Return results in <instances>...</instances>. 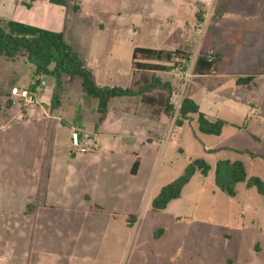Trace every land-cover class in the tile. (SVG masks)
<instances>
[{"label": "rangeland", "instance_id": "rangeland-1", "mask_svg": "<svg viewBox=\"0 0 264 264\" xmlns=\"http://www.w3.org/2000/svg\"><path fill=\"white\" fill-rule=\"evenodd\" d=\"M79 2L71 1L70 10ZM121 4L99 0V17L90 16L89 25L102 18L108 29L91 34L88 67L100 85L138 88L154 77L170 81L171 92L160 87L151 94L169 97L175 110L152 115L140 99L116 97L100 126L99 147L93 132L95 145L80 152L72 146V131L85 137L81 127L93 130L98 99L86 94L79 79L57 90L52 77L35 78L25 56L0 55V264H264V195L240 182L237 194L229 196L214 178L216 162L224 158L242 160L248 176L264 175V0H228L221 6L235 11L228 25L245 29L239 55L233 58V48L227 50L221 81L195 73L200 48L186 50L187 61L181 56L167 61L168 71L133 67L135 47L169 49L173 39L155 28L110 32V7ZM249 23L258 24L257 42ZM118 66L134 68L132 75L110 76ZM250 75L249 85L235 82ZM33 80L41 87L38 101L25 105L12 88L31 89ZM212 91L225 98L220 117L228 122L222 133L200 132L197 114L178 126L183 99L201 101ZM54 93L60 97L57 108ZM134 109L139 125L130 124ZM136 157L141 164L132 174ZM198 157L211 164L209 174L197 171L179 198L154 210L160 189Z\"/></svg>", "mask_w": 264, "mask_h": 264}, {"label": "trees", "instance_id": "trees-1", "mask_svg": "<svg viewBox=\"0 0 264 264\" xmlns=\"http://www.w3.org/2000/svg\"><path fill=\"white\" fill-rule=\"evenodd\" d=\"M35 0H24V5L31 7ZM50 2L67 6L68 0H50ZM78 6H76V9ZM234 31V30H233ZM238 31L235 30V33ZM208 49L202 48L197 57L194 71L202 75H217L226 73L228 57H222L215 53L209 58ZM0 55L14 58L18 55L25 56L27 61L35 68L36 75L50 76L55 80L58 90L63 82L71 85L76 79L88 96L98 99L97 111L99 119L97 125L103 121L107 112L109 102L114 97H137L152 107L153 113L164 112L172 115L174 104L169 97H158L151 94L155 88H167L170 92L173 88L170 82H162L159 78H153L149 83L140 85L138 88L123 87L120 85H100L95 79L93 71L86 65L80 54L65 39L64 32L52 31L31 24L12 19L0 17ZM175 56L189 59L186 51L175 49H156L151 47L137 46L133 50V64L136 68L145 71H168L170 62ZM157 61V62H156ZM159 61V62H158ZM165 61L166 63H161ZM254 76L238 77V85H249ZM34 88V87H32ZM60 97L54 93L52 106H59ZM159 108V109H158ZM191 114H197L198 130L202 133L220 135L226 120L222 118H209L200 110L199 104L192 98L185 97L179 107V118L176 120L178 126L189 119ZM141 164V158L136 157L131 167V173L136 174ZM211 164L202 157L192 160L184 169L183 173L170 183L164 185L152 200L154 210H164L175 199L179 198L186 184L193 175L200 171L207 176L211 170ZM215 183L228 194H237V185L245 182L248 188L255 187L258 193L264 195V175L248 176L245 163L240 160L228 158L219 159L215 166Z\"/></svg>", "mask_w": 264, "mask_h": 264}, {"label": "crops", "instance_id": "crops-1", "mask_svg": "<svg viewBox=\"0 0 264 264\" xmlns=\"http://www.w3.org/2000/svg\"><path fill=\"white\" fill-rule=\"evenodd\" d=\"M71 1L73 0H68L69 4L65 6L62 4L50 2V0H35L32 3L31 7H27L23 3L24 0H0V17L4 19L20 21L52 31L64 32L65 39L80 54L86 65L89 66L88 57L85 52L86 48L89 47V43L92 40L91 34L95 32V30L106 31L108 29V26L102 18H97V22L93 23L92 25L88 24V21L91 20V15H93L94 17H99V14L101 13V8L99 10L100 5H98L99 0H80L78 5H74L72 10H70L69 6ZM114 1L117 2L118 5L121 1L124 5L122 6L121 4L122 7H119L118 5L114 6V8L110 7V32L112 33H120L124 32L125 30H133L134 32H137L143 29L155 28L156 31L157 29H160L161 31L171 36V38L173 39L172 47L169 49L164 47L151 48L166 50L180 49L183 51L194 50L195 48H214L217 53H219V55L229 57L227 50L232 47L233 51L231 55L233 56V58H236L237 55H239L237 49L239 50V47H241V45L243 44L245 29L242 27L240 28L236 26H230L226 23L228 21H231L233 17H236L235 11L227 9L225 10L223 7H221L222 5H224V3L228 2V0ZM125 5H127V8L125 7ZM76 6H78L77 9ZM198 6H200V8L202 7L203 10H201V12H198ZM95 11H97V14H95ZM74 15H78L79 17L75 20L76 22L74 23V25H70L68 21L71 16ZM250 25V30H255V38L257 42L259 41L257 34L260 33V30H258V24L251 23ZM235 30H237L238 32L235 33ZM111 55L112 53H110V57H113ZM231 55L230 57L232 58ZM161 63L163 62L161 61ZM133 67H135L134 64ZM90 68L93 71L96 79V71L92 67ZM133 69L134 68L124 69L118 66L116 70H110V76L112 74L116 75L117 77L128 76L130 74L132 75ZM107 72H109V70H107ZM225 75L226 74L221 73L217 75L207 76L212 77L216 80L220 79L217 81H221ZM160 80L162 82H165L161 78ZM171 85L173 86L172 83ZM126 87L131 86L129 85ZM209 92L204 93V97H202L201 101L193 97L192 99H194L199 104L200 110L204 112L209 118H222L227 121V119L220 117V113L222 112L221 110L224 109L225 106V98L216 91H212L211 93ZM114 98L110 100V104ZM127 98L140 99L137 97ZM125 108L126 110L128 109L127 107ZM134 110V116L129 115V120L131 121L130 124L139 125L140 118L138 117L137 119L136 117L138 110ZM107 114L103 121L99 123V125H97L99 117L97 118L92 131L81 127L84 135L86 136H91V133L95 132V140L97 141L98 147L100 144L99 129L100 126L105 122ZM161 114L167 115L161 111L158 113L152 112V115ZM58 116L62 118V115L58 114ZM153 119L155 118H152L151 120ZM77 159L78 161H81L83 158L76 156L74 160ZM59 165V162H56L55 168L57 169V172L58 170L60 171ZM69 165L70 164L68 163V166Z\"/></svg>", "mask_w": 264, "mask_h": 264}, {"label": "built area", "instance_id": "built-area-1", "mask_svg": "<svg viewBox=\"0 0 264 264\" xmlns=\"http://www.w3.org/2000/svg\"><path fill=\"white\" fill-rule=\"evenodd\" d=\"M213 50H208V57L212 58L214 56ZM182 57V56H181ZM183 58V57H182ZM184 59V58H183ZM186 61L189 59H185ZM42 75L35 77L37 80L41 78ZM182 76H185V73H182ZM189 76V74H188ZM37 80L32 81V86L30 88H19L13 87L12 93L14 96H17L25 105L35 104L38 101V93L41 90V87L37 86ZM34 87V88H32ZM71 143L72 146L78 149L80 152H86L95 145V140L90 136H83L79 129H74L71 134Z\"/></svg>", "mask_w": 264, "mask_h": 264}]
</instances>
